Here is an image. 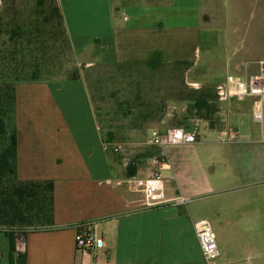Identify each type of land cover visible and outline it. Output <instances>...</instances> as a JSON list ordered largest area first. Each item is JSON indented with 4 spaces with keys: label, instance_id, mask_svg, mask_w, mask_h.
Returning a JSON list of instances; mask_svg holds the SVG:
<instances>
[{
    "label": "crops",
    "instance_id": "crops-1",
    "mask_svg": "<svg viewBox=\"0 0 264 264\" xmlns=\"http://www.w3.org/2000/svg\"><path fill=\"white\" fill-rule=\"evenodd\" d=\"M206 5L0 0V264H208L200 221L218 240L213 264H264V211L244 212L264 195L232 192L260 181L244 179L240 162L264 155L255 100L219 96L246 74L233 56L217 71L204 63ZM175 128L196 143H154ZM222 131L237 141L219 142ZM156 172L170 202L149 209L137 181ZM88 224L104 247L85 254L76 236ZM252 234L255 262L245 258Z\"/></svg>",
    "mask_w": 264,
    "mask_h": 264
},
{
    "label": "rangeland",
    "instance_id": "rangeland-1",
    "mask_svg": "<svg viewBox=\"0 0 264 264\" xmlns=\"http://www.w3.org/2000/svg\"><path fill=\"white\" fill-rule=\"evenodd\" d=\"M206 4L204 12L208 15L207 22L212 25L207 23L204 25L201 44L204 63L212 57L216 65L214 71H217L236 57L243 62L244 74L247 71L256 72L259 62L264 60V0H210V2L206 0ZM254 128L258 131L260 140L264 141V128L256 122ZM240 162L244 167V179L247 180L249 177L250 181L253 178L260 181L256 184H242L232 192H239L254 199L263 196L264 155L249 151L242 155ZM258 167L261 172L254 175L253 170ZM246 172H249L248 176ZM260 210L264 211V204L256 203L250 205L248 209L245 208L244 212L249 211L257 217ZM250 236L251 254L245 258L249 257L251 262H255L263 259L262 255L256 254L259 235Z\"/></svg>",
    "mask_w": 264,
    "mask_h": 264
},
{
    "label": "built area",
    "instance_id": "built-area-1",
    "mask_svg": "<svg viewBox=\"0 0 264 264\" xmlns=\"http://www.w3.org/2000/svg\"><path fill=\"white\" fill-rule=\"evenodd\" d=\"M246 75H231L227 81L218 86V94L223 99H236L244 102L254 99L253 119L256 123L264 124V61H260L257 71L246 72ZM238 135L235 132L222 131L218 136L221 143H235ZM197 136L193 132H187L183 128L169 129L166 133L154 139V143L159 145H180L194 144ZM140 191L145 196V206L149 209L163 206L170 202L166 197V179L159 172L153 173L145 180L137 181ZM178 204H187L184 198L177 199ZM93 224L80 225L76 236L77 249L82 252L91 253L104 247V240L98 238L91 230ZM196 236L199 241L203 257L208 264H213L220 256V248L217 243L216 234L207 221H200L195 224ZM18 243L15 250L16 257H20L26 252L24 233L16 231Z\"/></svg>",
    "mask_w": 264,
    "mask_h": 264
},
{
    "label": "trees",
    "instance_id": "trees-1",
    "mask_svg": "<svg viewBox=\"0 0 264 264\" xmlns=\"http://www.w3.org/2000/svg\"><path fill=\"white\" fill-rule=\"evenodd\" d=\"M17 231L23 233V231H21V230H20V231L17 230ZM10 235H11V234H10ZM10 238H11V240H12V249H11V252L15 254V247H14V243H13V240H14V239H13V235H11ZM17 258H18V261L21 259V257H17ZM12 260H13V258H12Z\"/></svg>",
    "mask_w": 264,
    "mask_h": 264
}]
</instances>
